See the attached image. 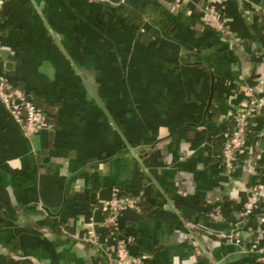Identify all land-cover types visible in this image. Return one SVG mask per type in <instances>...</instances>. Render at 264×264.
I'll return each mask as SVG.
<instances>
[{
	"label": "crops",
	"instance_id": "0c3cea01",
	"mask_svg": "<svg viewBox=\"0 0 264 264\" xmlns=\"http://www.w3.org/2000/svg\"><path fill=\"white\" fill-rule=\"evenodd\" d=\"M121 1L0 0V71L51 118L27 137L0 101V264H111L82 238L114 247L92 204L115 190L144 197L120 226L147 264H264V238L251 243L264 205L240 230L246 248L207 234L235 229L264 178V0H227L225 32L168 0ZM247 85L263 110L229 175L221 138Z\"/></svg>",
	"mask_w": 264,
	"mask_h": 264
},
{
	"label": "built area",
	"instance_id": "2783aa9c",
	"mask_svg": "<svg viewBox=\"0 0 264 264\" xmlns=\"http://www.w3.org/2000/svg\"><path fill=\"white\" fill-rule=\"evenodd\" d=\"M174 7H189L197 14L199 21L219 32H225L227 26L224 20V10L227 0H168ZM124 0L121 1L123 3ZM257 85H247V103L243 109L233 116V127L224 130L222 134L221 158L222 166L227 174H232L236 164L246 152V139L249 126L263 110V103L257 96ZM0 101L10 116L19 124L22 132L27 137L39 134L47 127L49 114L39 108L29 95L20 87L15 86L7 75L0 71ZM261 177V176H260ZM245 202L237 212V226L230 232L207 231V234L223 242H232L246 248L240 230L246 222L254 216L264 205V178L251 184L247 191ZM95 210L107 213L106 223L109 234L116 240L111 249L102 241L100 235L89 230L83 236L87 242L100 252L109 257L111 264H147L145 258L130 253L128 244L130 239L121 237L120 218L122 214L131 210L137 214L141 212V197L137 195H121L118 190L113 191L106 200H97L92 204ZM215 222L223 221V214L219 207H213L207 214ZM93 218L89 221L92 223ZM190 230H199L194 222L185 221ZM251 243H258L264 238V211L257 214L256 222L251 230ZM264 260V257L259 258Z\"/></svg>",
	"mask_w": 264,
	"mask_h": 264
},
{
	"label": "trees",
	"instance_id": "16d2710c",
	"mask_svg": "<svg viewBox=\"0 0 264 264\" xmlns=\"http://www.w3.org/2000/svg\"><path fill=\"white\" fill-rule=\"evenodd\" d=\"M122 6L123 7H120V6L116 7L117 12L126 21H135V23L138 25V27L136 29V33H137L138 37H140L143 34H145L147 31L142 27L144 19H145L144 16L143 15H139L136 12H134L129 6H126L125 3ZM145 8H146V11H147L148 14H152L153 15V14H156V12H157V6H154V5H151V4H147V5H145ZM153 16H155V15H153ZM48 120L51 121V118L48 117L47 121ZM233 124H234V122H233ZM221 160H222V158H221ZM120 194L121 195H125L123 192H120ZM144 205H145L144 197H141V212H140V214H142L145 211L144 210Z\"/></svg>",
	"mask_w": 264,
	"mask_h": 264
}]
</instances>
